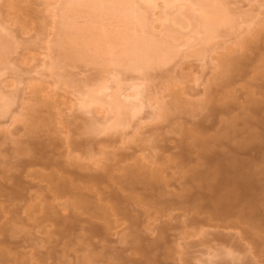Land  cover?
Segmentation results:
<instances>
[{"label": "rangeland", "instance_id": "374dc122", "mask_svg": "<svg viewBox=\"0 0 264 264\" xmlns=\"http://www.w3.org/2000/svg\"><path fill=\"white\" fill-rule=\"evenodd\" d=\"M223 1L232 15L233 27L223 29L207 43L194 27L171 26L176 31H167L162 21H154L162 9L157 8L153 16L145 13L147 5L142 4V11L155 25L153 35L169 41L173 55L146 74H121L119 84L101 64L82 58L73 64L59 60L58 12L63 0H0V38L8 47L2 51L0 46V108L7 111L0 112V184L12 186L16 179L8 178L16 174L19 184L27 188L14 204H4L5 209L9 205L10 212L17 209L19 215L12 218V214L0 212V237L3 234L13 242L7 247L17 253L18 264H77V256L84 254L78 244L57 245L58 236L47 241L50 236L45 231L52 230L51 225L34 226V218L42 216L39 208L28 214V205H36L43 198L52 202L50 193L40 189L49 182L39 178L40 173L51 170L40 165L23 172L17 165L18 158L25 160L24 154L35 153L38 148L50 149L55 164L81 174L110 170L119 176L126 165L135 163L142 170H161L170 185L166 190L171 192H177L180 182L189 181L195 174L218 176V170L207 164L213 158L234 156L254 161L264 170V137L242 146L249 132L264 133V0ZM167 11L176 14L177 8ZM86 20L85 16L77 18V25H84ZM105 23L109 29H118L113 21ZM228 48L237 58L230 70L221 67ZM200 49L202 54L194 55ZM134 83L142 85L145 105L141 113L128 117L126 128L106 129L105 117L114 119L106 105H94L90 111L79 106L88 92L103 84L109 89L99 97L107 101L115 93H130ZM120 100L124 102V96ZM124 104L129 115L130 108ZM200 138L209 143L206 154L198 143ZM121 156H125L124 161L119 162ZM191 184L195 185L193 192L200 193L197 186L206 182L197 179ZM262 199L254 223L233 217L227 220L229 228L189 225L185 221L192 215L161 218L142 201L133 209L140 214L144 240L156 238L153 229L161 221L170 224L169 237L160 250V264H264ZM67 201L73 200L65 198L52 204ZM64 213L68 215L70 210ZM148 213H154L153 218H147ZM167 213L177 216L184 210L169 209ZM155 215L160 220L154 221ZM124 226L109 233H117ZM121 234L109 236L110 250L120 252L137 245L135 235L122 241ZM215 235L224 237L212 242Z\"/></svg>", "mask_w": 264, "mask_h": 264}, {"label": "bare ground", "instance_id": "6f19581e", "mask_svg": "<svg viewBox=\"0 0 264 264\" xmlns=\"http://www.w3.org/2000/svg\"><path fill=\"white\" fill-rule=\"evenodd\" d=\"M142 4L147 5L145 13L153 16L156 15L157 8L162 9V15L154 21H162L167 31H176L173 26H179L181 29L194 27L198 34L204 36V43L212 40L223 29L233 27L232 15L223 0H63L59 2L58 12L59 60L73 64L82 58L93 64H101L107 68L111 79H115L119 84L123 73L146 74L151 68L165 63L173 55L174 47L169 41L153 35L155 25L142 11ZM171 8H177L176 14L167 11ZM187 9L190 14L185 13ZM81 16L86 17V23L77 25L76 20ZM106 21L115 22L118 29H109ZM250 27L249 31L252 30ZM2 39L0 38V46L3 51L7 44ZM7 49L8 47L6 51ZM202 52L203 49L196 50L194 55L198 56ZM236 64L237 58L232 49L228 48V54L221 61V67L230 70ZM141 86L134 83L128 89L130 93H115L105 101L99 95L107 91L109 86L103 84L88 92L79 106L90 111L94 105H106L114 115V119L105 117L106 129L126 128L130 123L128 117L141 113L145 105ZM120 96H124V102L120 100ZM124 103L130 108L129 115L124 112ZM0 112L4 114L7 111L0 108ZM262 137L264 133L260 136L249 132L242 146L257 142ZM198 143L206 154L208 141L200 138ZM50 152V149L38 148L35 153L24 154L27 156L25 160L18 158L17 165L23 172L40 165L47 167L51 172L40 173L39 178L48 181L49 185L40 189L50 193L49 200L52 202L65 198L73 201L52 204L43 198L40 203L27 206L28 214L38 208L41 210L42 216L34 218V226L45 222L51 225L53 229L45 231V234L50 236L47 241L52 236H58L57 245H80L79 251L84 254L77 256V264H160V250L164 248V241L169 237L170 224L161 221L153 229L157 233L156 238L151 242L144 240L140 235V214L133 209L137 201L154 208L155 214H161V218L165 216L174 220L192 215V218L185 221L189 225L208 224L213 228H229L227 220L233 217L254 223V216L261 209V199H264V170L257 167L254 161L234 156L209 159L208 167L218 170V176L216 173L210 178L195 174L189 181L180 182L181 187L177 192H171L166 190V186L170 185L161 170H142L143 167L135 163L126 165L119 176L112 174L110 170L81 174L66 166L55 164ZM124 157L121 156L119 162L124 161ZM27 175L30 176V173L27 172ZM10 178L16 179L12 186L0 184V212L18 218V210L10 212L9 205H6L5 209L4 204H14L27 188L19 184V175L13 174L8 179ZM197 179L206 182V185L197 186L202 191L200 193H194L192 189L195 185L191 183ZM104 184L107 185L102 187ZM162 185L165 187L164 191L161 190ZM32 197L33 195H30L28 198ZM176 208L183 209L184 214L174 216L167 213L169 209ZM67 210H70L68 215L64 213ZM206 214L209 216L206 217ZM153 215L154 213H148L146 217L153 218ZM160 217L155 215L154 221L160 220ZM212 221L222 223H210ZM122 225H125L123 230L111 234L122 233V241L135 235L134 243L137 245L120 252L112 251L108 246L111 235L109 231ZM218 235L214 236L212 242L221 241L224 237ZM74 240L80 241L81 244L78 241L74 243ZM70 241L72 243H69ZM12 243L8 236L2 234L0 264H18L17 253L7 247ZM166 254L167 252L164 255Z\"/></svg>", "mask_w": 264, "mask_h": 264}]
</instances>
